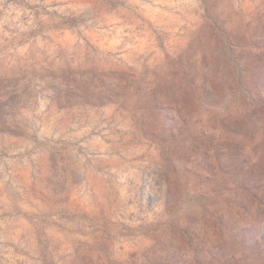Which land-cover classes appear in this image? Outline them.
<instances>
[{
    "label": "rangeland",
    "instance_id": "obj_1",
    "mask_svg": "<svg viewBox=\"0 0 264 264\" xmlns=\"http://www.w3.org/2000/svg\"><path fill=\"white\" fill-rule=\"evenodd\" d=\"M255 171L264 0H0V264H264Z\"/></svg>",
    "mask_w": 264,
    "mask_h": 264
},
{
    "label": "trees",
    "instance_id": "obj_2",
    "mask_svg": "<svg viewBox=\"0 0 264 264\" xmlns=\"http://www.w3.org/2000/svg\"><path fill=\"white\" fill-rule=\"evenodd\" d=\"M254 177L256 179L257 187L243 190V193L240 196L241 197L240 201L239 203H237V208H239L240 214H242V216L245 218L244 220H246V218H253L256 220V223H251V228L255 233V236H253L251 242L254 243L258 242L259 245L263 247L264 246V174L262 171H255ZM244 231H241V233H243Z\"/></svg>",
    "mask_w": 264,
    "mask_h": 264
}]
</instances>
